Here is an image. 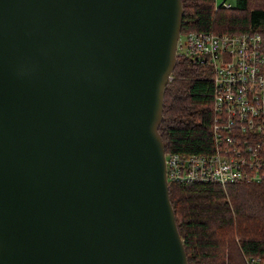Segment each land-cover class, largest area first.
<instances>
[{"label": "water", "instance_id": "obj_1", "mask_svg": "<svg viewBox=\"0 0 264 264\" xmlns=\"http://www.w3.org/2000/svg\"><path fill=\"white\" fill-rule=\"evenodd\" d=\"M181 0H0V264H187L158 128Z\"/></svg>", "mask_w": 264, "mask_h": 264}, {"label": "trees", "instance_id": "obj_2", "mask_svg": "<svg viewBox=\"0 0 264 264\" xmlns=\"http://www.w3.org/2000/svg\"><path fill=\"white\" fill-rule=\"evenodd\" d=\"M180 33L264 34V0H181ZM207 64L177 50L158 128L165 153L212 150L213 85ZM187 264H245L264 257V183H169Z\"/></svg>", "mask_w": 264, "mask_h": 264}, {"label": "built area", "instance_id": "obj_3", "mask_svg": "<svg viewBox=\"0 0 264 264\" xmlns=\"http://www.w3.org/2000/svg\"><path fill=\"white\" fill-rule=\"evenodd\" d=\"M184 35V54L212 72L213 146L202 154L164 152L167 183H264V34ZM245 264H264V257Z\"/></svg>", "mask_w": 264, "mask_h": 264}, {"label": "rangeland", "instance_id": "obj_4", "mask_svg": "<svg viewBox=\"0 0 264 264\" xmlns=\"http://www.w3.org/2000/svg\"><path fill=\"white\" fill-rule=\"evenodd\" d=\"M218 4H220L223 0H217ZM234 0H226L225 4H233ZM178 44V51L184 53L185 51V35L183 33L180 34Z\"/></svg>", "mask_w": 264, "mask_h": 264}, {"label": "crops", "instance_id": "obj_5", "mask_svg": "<svg viewBox=\"0 0 264 264\" xmlns=\"http://www.w3.org/2000/svg\"><path fill=\"white\" fill-rule=\"evenodd\" d=\"M216 1V3L218 4V1L217 0H215ZM226 1V0H225Z\"/></svg>", "mask_w": 264, "mask_h": 264}]
</instances>
